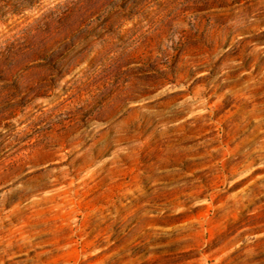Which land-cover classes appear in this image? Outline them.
Returning <instances> with one entry per match:
<instances>
[{"label": "rangeland", "instance_id": "obj_1", "mask_svg": "<svg viewBox=\"0 0 264 264\" xmlns=\"http://www.w3.org/2000/svg\"><path fill=\"white\" fill-rule=\"evenodd\" d=\"M0 264H264V0H0Z\"/></svg>", "mask_w": 264, "mask_h": 264}]
</instances>
